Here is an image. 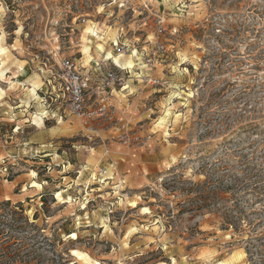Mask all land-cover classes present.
<instances>
[{"label": "rangeland", "instance_id": "1", "mask_svg": "<svg viewBox=\"0 0 264 264\" xmlns=\"http://www.w3.org/2000/svg\"><path fill=\"white\" fill-rule=\"evenodd\" d=\"M117 37L114 112L75 117L60 57ZM4 201L27 264H264V0H0Z\"/></svg>", "mask_w": 264, "mask_h": 264}, {"label": "built area", "instance_id": "2", "mask_svg": "<svg viewBox=\"0 0 264 264\" xmlns=\"http://www.w3.org/2000/svg\"><path fill=\"white\" fill-rule=\"evenodd\" d=\"M163 19L159 21L157 36L154 40L146 41L142 54L150 63L157 55H163L167 50L164 38ZM120 37L113 44L125 55L130 49L129 44L118 45ZM134 54L135 50H131ZM60 68L59 80L61 94L57 95L68 102L70 114L80 119H94L97 116L112 114L115 110L110 104V97L123 89L125 84L124 69L111 59L101 61L90 59L85 63L83 57L62 56L58 61ZM62 96V97H61Z\"/></svg>", "mask_w": 264, "mask_h": 264}, {"label": "trees", "instance_id": "3", "mask_svg": "<svg viewBox=\"0 0 264 264\" xmlns=\"http://www.w3.org/2000/svg\"><path fill=\"white\" fill-rule=\"evenodd\" d=\"M9 203L10 201H4L0 203V223L1 224L3 223V221H1L2 217L10 216V218L15 221H18L19 218L26 219V217L24 216V209L22 207L23 205L19 204L7 210L3 207V205L4 204L8 205ZM15 208H19V211ZM24 222H27V220H25ZM1 224H0V264H27L23 255L19 253L21 249H17L15 252L12 251L13 253L10 251V247L12 245L11 241L13 239L12 237L13 233L8 231Z\"/></svg>", "mask_w": 264, "mask_h": 264}, {"label": "bare ground", "instance_id": "4", "mask_svg": "<svg viewBox=\"0 0 264 264\" xmlns=\"http://www.w3.org/2000/svg\"><path fill=\"white\" fill-rule=\"evenodd\" d=\"M93 32V31H92ZM83 41L84 42H86V38H83ZM87 45V44H86ZM86 45H84V51L85 52H87L88 50H87V47H86ZM98 46H99V48L100 49H103V46H102V44H98ZM88 53V52H87ZM106 58H109V59H113L114 60V62H116L117 64H121V65H123L125 68H133L134 67V61L132 60V57H130V56H126V55H113V53L112 52H108L107 53V57ZM136 64V63H135ZM31 92H33L34 93V95H35V93H36V90H35V88L34 89H32V91ZM37 116H38V114H37ZM39 119V120H38ZM43 120H42V118L40 117V116H38L37 117V119H36V121H35V123L36 122H38V123H40V122H42ZM33 186H41V184L40 183H38V182H34L33 183ZM58 192V191H57ZM57 197H59L60 198V200H62V191H59L58 192V196ZM69 201V200H68ZM149 208V207H148ZM148 208L145 206V207H143L142 209L144 210V211H150V210H148ZM71 237H74V236H76V233L75 232H72L71 233V235H70ZM73 254L74 255H76L78 258H83V259H87V260H89L88 258H87V255L85 254V253H83V252H80V250L78 251V250H76V249H74L73 250ZM95 264H100L99 263V261L98 262H96Z\"/></svg>", "mask_w": 264, "mask_h": 264}]
</instances>
